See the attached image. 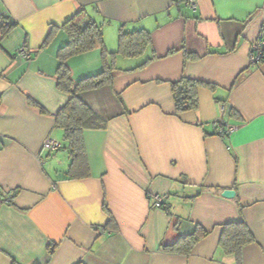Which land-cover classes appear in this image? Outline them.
<instances>
[{
	"label": "crops",
	"instance_id": "0c3cea01",
	"mask_svg": "<svg viewBox=\"0 0 264 264\" xmlns=\"http://www.w3.org/2000/svg\"><path fill=\"white\" fill-rule=\"evenodd\" d=\"M196 2L0 0V23L13 24L0 36V264H236L218 242L240 218L254 238L241 264H264V62L249 56L264 0ZM81 10L79 24L99 25L108 52L120 28L146 31L149 44L116 55L111 84L79 95L106 127L83 132L89 176L71 179L55 122L70 98L56 85L57 52ZM66 64L73 83L97 74L99 47ZM182 77L213 89L176 114L170 83ZM215 122L234 129L219 137ZM196 226L207 235L188 255L164 250Z\"/></svg>",
	"mask_w": 264,
	"mask_h": 264
},
{
	"label": "trees",
	"instance_id": "16d2710c",
	"mask_svg": "<svg viewBox=\"0 0 264 264\" xmlns=\"http://www.w3.org/2000/svg\"><path fill=\"white\" fill-rule=\"evenodd\" d=\"M84 15L85 12L81 10L64 25V30L69 40L57 52L56 85L60 91L69 95L70 98L67 104L56 115L55 122L56 127L63 131V138L68 144L70 165L67 176L71 179L89 176V165L84 150L83 132L88 129H104L106 127V121L93 113L81 100L79 95L85 91L111 84L114 71L116 70L114 65L116 55L124 58L138 57L143 54L149 44V34L146 31L137 30L128 32L120 28L117 37V50L112 53L108 52L105 48L103 34L99 25L91 19H87L84 25L79 24L78 18ZM12 26L13 24L6 23V20H1V38L8 33ZM95 47H99L100 50L102 69L95 75L84 77L73 83L66 60L70 56L82 54ZM263 53L262 58L256 64L264 62ZM186 59L195 60L197 57L187 54ZM170 87L176 114L193 111L198 107L197 91L200 87L209 90L213 89L212 85L185 77L171 82ZM229 113L233 115V110L229 109ZM214 124H220V122ZM206 235L207 232L205 230L196 226L192 234L180 237L173 245L165 246L164 250L168 253L188 255L194 245ZM253 242L254 238L251 232L247 228L246 223L240 218L237 221L229 222L222 226L218 245L225 254H231L235 257L236 264H241L243 248ZM52 252L53 250L49 251L50 254ZM76 264L83 263L78 262Z\"/></svg>",
	"mask_w": 264,
	"mask_h": 264
},
{
	"label": "built area",
	"instance_id": "2783aa9c",
	"mask_svg": "<svg viewBox=\"0 0 264 264\" xmlns=\"http://www.w3.org/2000/svg\"><path fill=\"white\" fill-rule=\"evenodd\" d=\"M178 1V0H177ZM176 0H173L174 3L177 2ZM185 2V5L191 10V11H195L197 9V2L196 0H183ZM264 50V23L262 24L261 27V32H260V37L251 44L250 47V62L251 63H256L258 60H260L262 58V53ZM18 55L21 58H29V54L28 52L25 50V48H21L19 49V51L17 52ZM264 54V53H263ZM218 123V122H215ZM215 127H221V122L220 124H214ZM233 127H226V128H219L217 130V135L219 137H224L226 135H228L229 133H231L233 131ZM58 144H56L54 141L51 140H45V142L43 143V148L50 150V151H55L58 149ZM162 196L160 195H155L152 197V201L153 204L152 206L154 208H159L162 205Z\"/></svg>",
	"mask_w": 264,
	"mask_h": 264
},
{
	"label": "water",
	"instance_id": "95a60500",
	"mask_svg": "<svg viewBox=\"0 0 264 264\" xmlns=\"http://www.w3.org/2000/svg\"><path fill=\"white\" fill-rule=\"evenodd\" d=\"M221 196L230 199L234 196V191L230 189L223 190Z\"/></svg>",
	"mask_w": 264,
	"mask_h": 264
},
{
	"label": "rangeland",
	"instance_id": "374dc122",
	"mask_svg": "<svg viewBox=\"0 0 264 264\" xmlns=\"http://www.w3.org/2000/svg\"><path fill=\"white\" fill-rule=\"evenodd\" d=\"M116 66L118 67V65L116 64Z\"/></svg>",
	"mask_w": 264,
	"mask_h": 264
}]
</instances>
